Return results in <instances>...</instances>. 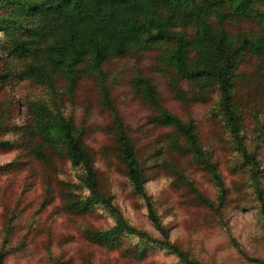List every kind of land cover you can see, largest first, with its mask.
<instances>
[{
    "label": "rangeland",
    "instance_id": "1",
    "mask_svg": "<svg viewBox=\"0 0 264 264\" xmlns=\"http://www.w3.org/2000/svg\"><path fill=\"white\" fill-rule=\"evenodd\" d=\"M223 25L232 39L237 32L257 30L252 21L236 16L226 18ZM175 31L181 29L174 27L172 32ZM183 32L189 35L192 29ZM140 44L124 55L109 57L97 69L86 59L81 61L72 87L59 74L48 84L14 74L0 83V97L15 104V125L26 121L24 102L31 99L42 101L52 113L64 116L81 129V141L91 155L100 188L110 201V207L97 200L92 201L89 211H66L61 204L65 188L79 198L87 196L78 166L65 157L45 162L15 148H0V165L17 154L22 161L13 169L0 172L3 264H176L175 256L166 249L150 245L147 257L135 260L121 250L96 246L82 234L85 228L111 226L118 215L126 223L156 234L147 217L145 201L133 192L116 156L112 126L120 118L143 158L154 150L155 141L162 142L167 131L151 122L152 115L161 109L193 124L194 135L214 162L225 190L222 205L218 210L210 209L197 203L189 188L176 177L179 174L180 180L187 179L215 199L216 182L188 155L164 153L166 164L159 157L148 158L143 186L156 215L168 227L169 238L206 264H257L254 258L264 260L259 200L222 125L216 95L209 92L207 100H197L194 82L160 59V52L172 45L171 39ZM19 62L14 60L12 68L18 67ZM256 68L255 59L247 56L239 60L236 70L243 72L238 88L244 110L241 126L249 150L259 161L264 189V84ZM139 77L150 83L152 101L146 100L144 91L137 90L134 82ZM13 129L0 136V141L15 140L19 132ZM122 239L129 243L138 241L136 235L125 232Z\"/></svg>",
    "mask_w": 264,
    "mask_h": 264
},
{
    "label": "trees",
    "instance_id": "2",
    "mask_svg": "<svg viewBox=\"0 0 264 264\" xmlns=\"http://www.w3.org/2000/svg\"><path fill=\"white\" fill-rule=\"evenodd\" d=\"M230 16L252 21L257 30L237 32L232 39L223 25ZM174 27L181 31L173 33ZM187 28L192 29L189 35L183 32ZM163 38L171 39L172 45L160 52V59L177 74L194 82L196 99L207 100L209 92L216 95L222 125L240 164L246 167L264 225L260 165L247 146L241 126L244 110L238 88L243 72L236 70L242 57H252L264 84V0H0V83L10 80L14 74L48 84L59 74L72 87L77 79L76 66L81 61L86 59L97 69L111 56L124 55L139 43L160 42ZM14 60L20 62L12 68ZM134 84L140 93L144 91L147 101L154 99L145 78H137ZM24 105L26 121L15 125L12 121L15 104L5 96L0 97V136L11 128L19 132L15 140L0 141V148H15L21 154L45 162L65 157L78 166L80 183L87 196L79 198L65 188L61 197L64 210L83 213L97 200L110 207L108 196L100 188L91 155L81 141V129L75 128L64 116L52 113L42 101L30 99ZM151 122L166 127L167 131L162 142L155 141L154 150L143 158L139 157L120 118L112 126V146L133 192L145 201L147 217L156 234L130 225L118 215L111 226L85 228L83 237L96 246L121 250L135 260L147 257L148 248L153 245L172 253L176 264H206L169 238V229L156 215L143 186L145 169L149 168L146 160L159 157L166 164L164 153L188 155L216 182L215 199L207 197L187 179L180 180L179 174L176 177L189 188L197 203L215 210L225 197L220 175L199 145L191 122L182 121L165 109L156 111ZM17 156L1 164L0 172L21 163ZM123 232L136 235L138 241H124ZM4 255L5 250L0 247V264ZM253 260L264 264L262 259Z\"/></svg>",
    "mask_w": 264,
    "mask_h": 264
}]
</instances>
